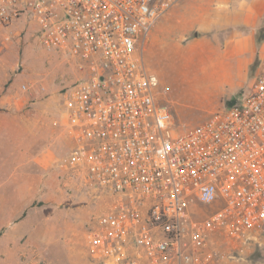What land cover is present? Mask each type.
<instances>
[{
    "label": "built area",
    "instance_id": "built-area-1",
    "mask_svg": "<svg viewBox=\"0 0 264 264\" xmlns=\"http://www.w3.org/2000/svg\"><path fill=\"white\" fill-rule=\"evenodd\" d=\"M180 1L0 0V46L32 21L73 67L60 189L94 207L76 231L91 264H219L264 231V51L246 96L177 131L144 50Z\"/></svg>",
    "mask_w": 264,
    "mask_h": 264
},
{
    "label": "rangeland",
    "instance_id": "rangeland-1",
    "mask_svg": "<svg viewBox=\"0 0 264 264\" xmlns=\"http://www.w3.org/2000/svg\"><path fill=\"white\" fill-rule=\"evenodd\" d=\"M220 1L207 0L209 5L203 7L194 3L195 13L213 17L234 12L239 2L224 0L227 7L214 6ZM247 2L251 11L264 7V0ZM14 33L7 46H0V264H91L88 254L85 260H78V253L67 251L65 243L80 245L82 239L76 231L88 226L89 210L94 207L89 206V196L60 189L59 164L74 146L64 125L63 85L74 70L41 45L34 22H16ZM197 33L198 42L194 31L186 38L179 33L177 47L171 45L170 34L164 33L157 52L156 22L145 43L146 66L157 76L159 99L172 112L179 132L201 124L231 100L246 96L262 62L264 39L249 85L240 86L235 77L225 78L218 68L203 67L202 55L195 58V51L209 42L206 32ZM26 119L32 120L33 130L27 136L16 125L18 121L25 124ZM64 140H68L67 146ZM42 154L51 156L47 168L38 160ZM63 212L68 220L59 223L66 227L57 230L55 219ZM77 212L84 221L71 218ZM49 215H53L51 220ZM257 236L256 242L246 246L241 262L264 264V231ZM80 246L85 248L83 242Z\"/></svg>",
    "mask_w": 264,
    "mask_h": 264
},
{
    "label": "crops",
    "instance_id": "crops-1",
    "mask_svg": "<svg viewBox=\"0 0 264 264\" xmlns=\"http://www.w3.org/2000/svg\"><path fill=\"white\" fill-rule=\"evenodd\" d=\"M193 1L181 0L157 22V52L160 36L164 33L170 34L171 38H173L171 45L177 47L179 45V41L177 40L179 33L183 35L182 38H186L194 31V41L198 42L197 32H206L209 42L207 46L195 51V58L198 59V56L202 55L201 64L203 67L218 68L225 78H229L230 76L235 77L236 83H239L240 86L245 84L248 86L251 81L250 77L253 65L263 45L264 7L251 11L247 6V0H237L239 2L237 9H235L236 11L221 12L212 17L202 13V11H196L198 13H195L194 3L203 7L209 5L207 0ZM225 2H228V0ZM214 6L227 7L228 4H224V0H221ZM175 53H177V49ZM185 58H190V56H186ZM24 122L25 124H22L21 121H18L16 125L27 136L33 132L31 128L32 120L26 119ZM67 144L68 140H64V145L67 146ZM38 160H40L44 168L49 167L52 162L51 156L48 155L46 157L45 154L38 156ZM68 216L64 212L58 213V218L56 217L55 221L59 223L64 218L67 221ZM74 216H77V220H83V214L80 212L72 214L71 218ZM50 218H53V215H49L48 219L51 220ZM65 227L66 225L64 226L59 223L57 230L60 228L64 229ZM69 229L71 228L68 227L67 231ZM76 242L78 244L79 240H76ZM81 243L79 242L80 245ZM65 244L67 251L72 250V253H78V256H80L77 258L78 260H85L87 256L85 248L80 245L70 246L67 245V242ZM245 249L246 247L234 249L231 256L228 248L223 247L220 251L219 264H253L251 262H241L242 253Z\"/></svg>",
    "mask_w": 264,
    "mask_h": 264
},
{
    "label": "trees",
    "instance_id": "trees-1",
    "mask_svg": "<svg viewBox=\"0 0 264 264\" xmlns=\"http://www.w3.org/2000/svg\"><path fill=\"white\" fill-rule=\"evenodd\" d=\"M235 101L234 100H231L230 102H229V104H233Z\"/></svg>",
    "mask_w": 264,
    "mask_h": 264
}]
</instances>
